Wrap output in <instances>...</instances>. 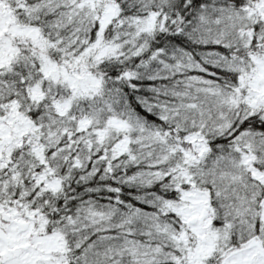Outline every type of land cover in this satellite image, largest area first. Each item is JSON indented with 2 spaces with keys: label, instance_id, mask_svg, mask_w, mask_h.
<instances>
[{
  "label": "snow or ice",
  "instance_id": "obj_1",
  "mask_svg": "<svg viewBox=\"0 0 264 264\" xmlns=\"http://www.w3.org/2000/svg\"><path fill=\"white\" fill-rule=\"evenodd\" d=\"M0 264H264V0H0Z\"/></svg>",
  "mask_w": 264,
  "mask_h": 264
}]
</instances>
